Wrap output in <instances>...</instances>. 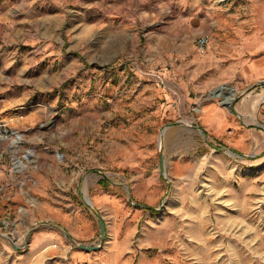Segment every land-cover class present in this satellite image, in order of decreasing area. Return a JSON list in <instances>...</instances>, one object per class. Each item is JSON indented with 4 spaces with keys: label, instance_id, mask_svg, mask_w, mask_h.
I'll return each instance as SVG.
<instances>
[{
    "label": "rangeland",
    "instance_id": "1",
    "mask_svg": "<svg viewBox=\"0 0 264 264\" xmlns=\"http://www.w3.org/2000/svg\"><path fill=\"white\" fill-rule=\"evenodd\" d=\"M172 3L0 0V165L16 170L0 181V264H264V85L243 94L252 99L249 115L231 127L248 130L239 149L211 145L191 126L204 100L195 91L181 92L188 125L148 116L150 73L186 80L188 71H218L219 57L236 55L239 45V22L224 15L208 21L213 33L199 50L198 23H187ZM217 89L224 101L233 93L234 107L243 97L228 85L202 94ZM9 90L16 94L6 99ZM166 131L186 143H166ZM105 143L117 166H109ZM39 179L46 188L35 186ZM103 187L119 192V201L97 205L93 196ZM52 203L76 217L83 212L95 236L84 244L102 245L33 253V232L56 217Z\"/></svg>",
    "mask_w": 264,
    "mask_h": 264
},
{
    "label": "crops",
    "instance_id": "2",
    "mask_svg": "<svg viewBox=\"0 0 264 264\" xmlns=\"http://www.w3.org/2000/svg\"><path fill=\"white\" fill-rule=\"evenodd\" d=\"M172 1L174 3L171 5L177 8L178 11L186 13L187 23H198L199 27L194 33L193 38L198 39V37L205 33H213V30L209 29L207 25L208 21L212 18L216 19L217 23L224 15L231 19L236 18L237 20L234 19V21H238L239 23L235 26L237 30L234 31L233 36L236 44L239 45H236L235 48L236 55L219 57L218 71H188L185 76L187 82L183 79L184 75H182L181 80L180 76H176L177 79H170L172 75H168L166 72L161 74L156 72L150 73L149 75L155 77L154 81L156 84L147 85L151 88L149 90L151 94L148 102L153 104L151 107L152 111L148 116L149 118L155 119L157 123L162 122L164 124L173 115L178 117L176 119L178 124L181 126L183 124L188 125V123L181 120L183 113L187 114L186 109L181 108L182 100L186 101L187 97L186 95L183 96L181 92L195 91L197 92L195 97L204 100L199 113L191 120V126L195 129L202 128L204 134L206 135L207 133L206 141L211 145H215L217 141H222L225 144L227 143L229 147L239 149L241 145L247 144L248 140L246 139V135L248 134V130L241 128L234 131L231 127L238 123L237 120L242 121L243 116L249 115L247 104L252 99L249 95L243 96V94L250 87L264 81V0H235V3H239L238 5H236L237 3H233L232 5H226V8L224 5H220L222 9L211 7V0ZM139 3L140 0H134V6L139 5ZM150 5V3H146V6L150 7ZM228 8H233V10L228 12ZM242 18L245 19L241 21ZM244 27H249L250 29L243 30ZM15 56H18V48L15 51ZM0 58H4V54H0ZM219 85H228L231 90L233 89L237 93L238 98L243 96L237 102V104L241 105L239 110L236 104L234 110L231 111L223 103L226 97L212 94L206 97L205 94H202L205 92L208 93L211 89ZM15 94L13 90L6 91V99L13 97ZM173 98L179 106L178 113H176L174 106L176 102L171 104ZM4 105L6 107L7 104L5 103ZM172 106L174 107L172 108ZM135 108L137 107L134 106ZM14 109L18 113L26 111L21 106H16ZM262 125H264V118L260 126L262 127ZM235 133L238 138L235 137L234 142L232 140L234 138H231V136H235ZM163 136L164 141L169 144L186 143L185 139H181V136L171 131H166ZM110 147L112 146L110 145L108 147L106 143L104 144V154L110 159L108 160L109 166H117V158L111 159L112 150ZM142 154L146 155L147 153L143 151ZM139 155L140 146L136 138H134V162L138 159ZM8 168V166H4L3 164L0 165V181L5 174L3 171H6ZM21 168L23 169V167H20L18 171H21ZM8 171L13 174L16 170L8 169ZM43 182L44 179H39L35 186L44 189L47 187V184H43ZM51 184L55 186L56 183L51 182ZM114 193L115 191L110 192L103 187V189H99L94 194L93 200L97 205H100L101 202L115 204L119 201L120 193L118 192L119 195H114ZM43 194L48 196L47 190H42V197H44ZM52 204V207L56 210L54 212L56 217L52 216L54 218H51V221H47L38 226L33 232L29 242L30 249L33 253L44 256L45 251L64 250L66 252L71 248V245H76L74 242L84 244L94 239L95 236L91 232L90 219L83 217L81 215L83 212L76 217L73 215L75 211L69 209V207L64 209L58 203ZM68 240H70L71 244L67 243ZM116 246L117 243L112 242L108 245V248L115 249ZM2 257L0 255V261Z\"/></svg>",
    "mask_w": 264,
    "mask_h": 264
},
{
    "label": "water",
    "instance_id": "3",
    "mask_svg": "<svg viewBox=\"0 0 264 264\" xmlns=\"http://www.w3.org/2000/svg\"><path fill=\"white\" fill-rule=\"evenodd\" d=\"M262 84L264 83V81L261 82ZM257 86V84L255 85ZM224 86H222L223 88ZM254 87V86H253ZM251 88V87H250ZM249 88V89H250ZM248 89V90H249ZM220 89H217L216 91L212 92V95H220ZM224 104L229 107L231 109V111L234 110V105H235V102L233 101V97H230L229 99H227L226 101H224ZM161 157L163 158V151H161ZM105 234H106V228L102 222V232H101V236H102V239L105 237ZM13 238V235L10 234ZM13 241V247L14 248H17V249H20L22 247L25 246V243L22 244L21 246L20 245H16V242L14 240ZM76 245H79V247L83 248V249H87V250H96L98 249L102 244H77L76 242H74Z\"/></svg>",
    "mask_w": 264,
    "mask_h": 264
},
{
    "label": "built area",
    "instance_id": "4",
    "mask_svg": "<svg viewBox=\"0 0 264 264\" xmlns=\"http://www.w3.org/2000/svg\"><path fill=\"white\" fill-rule=\"evenodd\" d=\"M209 41H210V34L208 33H205L201 35L200 37H198L197 47L199 48V50L204 51L207 48ZM258 84H257L258 87L261 85H264V83L263 84L258 83Z\"/></svg>",
    "mask_w": 264,
    "mask_h": 264
},
{
    "label": "bare ground",
    "instance_id": "5",
    "mask_svg": "<svg viewBox=\"0 0 264 264\" xmlns=\"http://www.w3.org/2000/svg\"><path fill=\"white\" fill-rule=\"evenodd\" d=\"M221 89H222V88H221ZM221 89H220V92L222 91ZM232 94H233V93H230V95L228 96V99H229L230 97H233Z\"/></svg>",
    "mask_w": 264,
    "mask_h": 264
}]
</instances>
